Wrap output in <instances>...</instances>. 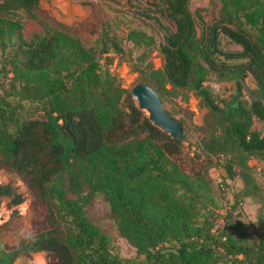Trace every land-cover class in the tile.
Instances as JSON below:
<instances>
[{
	"label": "trees",
	"instance_id": "16d2710c",
	"mask_svg": "<svg viewBox=\"0 0 264 264\" xmlns=\"http://www.w3.org/2000/svg\"><path fill=\"white\" fill-rule=\"evenodd\" d=\"M40 1L0 0V79L9 82L0 89V169L44 206L47 228L0 244V264L39 252L48 264H264V218L253 231L231 221L218 226L206 180L214 160L236 169L243 189L231 210L255 186L246 163L264 158V132L255 125L264 122V0H217L210 22L190 0H151L152 9L138 12L157 24L161 39L138 31L129 38L151 45L161 67L135 63L133 72L161 101L192 92L209 117L189 172L176 161L183 146L154 128L107 70L111 54H123L115 39L104 34L85 47L37 18ZM26 19L42 32L26 39ZM220 36L239 51L222 50ZM208 76L233 81V93L215 101L204 86ZM245 76L254 85L248 100ZM96 195L135 258L112 254L109 236L90 220L86 208ZM3 198L9 207L23 202L11 183L0 184Z\"/></svg>",
	"mask_w": 264,
	"mask_h": 264
},
{
	"label": "rangeland",
	"instance_id": "374dc122",
	"mask_svg": "<svg viewBox=\"0 0 264 264\" xmlns=\"http://www.w3.org/2000/svg\"><path fill=\"white\" fill-rule=\"evenodd\" d=\"M151 0H137L128 4L127 0H41L36 10L37 18L50 27H58L68 35L77 37L85 47H92L94 42L104 34L110 35L121 47L123 54H111L112 63L107 68L121 88L128 90L142 83L139 75L133 72L131 65L137 63L141 68L151 64L153 69L161 67L160 57L150 45L134 44L129 33L138 31L151 37L155 42L161 39V31L157 24L144 18L138 12L152 9ZM191 9H202L203 19L210 22L218 17L220 5L217 0H190ZM158 22L172 29L171 24L162 17ZM41 27L32 20L23 23V36L29 39L34 33H41ZM145 41V40H144ZM220 48L225 51H239V47L227 38L220 36ZM102 64V61H100ZM7 70V66H4ZM10 77V75H8ZM7 78L0 79V89H7ZM242 99L248 100L254 85L248 76L242 83ZM215 101L226 99L234 91L233 81H219L214 76H208L204 82ZM11 103L14 100H11ZM165 112L181 123L185 137V146L176 159L179 166L189 172L192 163L189 157L198 153L196 146L208 130L209 117L200 106L198 99L190 91H173L161 101ZM264 132V122H255ZM207 172L208 180L213 188L216 223L223 226L231 221L240 229L248 228L253 231L257 219L264 218V158L248 159L250 176L255 186L248 197H244L239 207L231 210L233 200L240 197L243 185L236 169L225 171L217 166ZM11 183L17 193L23 197V202L15 207H9L7 199L0 201V244L13 246L21 239L31 236L39 230L47 228L46 211L44 206L34 199L33 195L21 183L19 177L0 169V184ZM221 184V187L218 186ZM252 188V187H251ZM86 212L99 229L110 238V251L121 258H135V251L127 242L118 236L114 223L109 217L108 206L101 196L96 195ZM230 212V214H228ZM229 215V218H225ZM142 258H138L140 261ZM44 253L19 254L12 264H48Z\"/></svg>",
	"mask_w": 264,
	"mask_h": 264
},
{
	"label": "water",
	"instance_id": "95a60500",
	"mask_svg": "<svg viewBox=\"0 0 264 264\" xmlns=\"http://www.w3.org/2000/svg\"><path fill=\"white\" fill-rule=\"evenodd\" d=\"M129 97L133 106L145 115L154 128L185 146L179 122L165 112L161 100L150 86L142 83L133 85L129 89Z\"/></svg>",
	"mask_w": 264,
	"mask_h": 264
}]
</instances>
